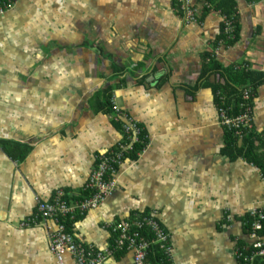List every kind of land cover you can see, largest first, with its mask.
<instances>
[{"label": "crops", "instance_id": "0c3cea01", "mask_svg": "<svg viewBox=\"0 0 264 264\" xmlns=\"http://www.w3.org/2000/svg\"><path fill=\"white\" fill-rule=\"evenodd\" d=\"M234 1L237 41L216 55L222 15L205 5L202 16L197 0L192 23L173 0H15L0 15V264H56L54 225L33 224L36 205L57 191L79 196L98 157L125 142L93 101L107 87L146 141L135 157L125 153L111 196L75 220V238L103 251L108 223L151 213L173 264H238L240 242H251L242 219L264 213V175L224 153L206 53L223 68L248 62L264 73V0ZM251 107L264 142V81ZM62 264L74 262L65 254ZM105 264H133L132 256Z\"/></svg>", "mask_w": 264, "mask_h": 264}, {"label": "built area", "instance_id": "2783aa9c", "mask_svg": "<svg viewBox=\"0 0 264 264\" xmlns=\"http://www.w3.org/2000/svg\"><path fill=\"white\" fill-rule=\"evenodd\" d=\"M181 18L186 23L196 21V8L191 4L192 0H173ZM15 0H0V15L9 11ZM222 35L226 41L234 39L233 20L222 15ZM226 45L223 39H219L215 45L213 53L218 54L220 46ZM250 64L243 62L233 65V70L247 72ZM253 90L248 86L239 87V101L236 105L237 113L228 115L225 106L224 96L217 93V113L220 124L228 131L234 132L238 138L252 130V107L251 99ZM112 105L116 116L122 121V131L125 134V142L119 144L110 153H103L97 159L96 166L91 172L87 184L84 186L79 196L70 197L62 191H57L55 195L46 202L38 201L36 205V220L50 221L54 225V230L49 239V251L55 258L56 264H62L63 256L69 255L74 264H105L107 257L115 256L118 253H129L132 256L133 264H173L172 250L169 235L159 224L156 217L149 214H134L128 219L108 223L106 226L113 236V242L107 249L98 251L78 241L71 231H66L64 222L66 219L73 221L89 210L98 207L114 191V175L116 168L123 161L124 155L131 152L133 146L141 140V128L134 121L124 114L114 103ZM233 109L232 106H230ZM264 150V147L263 149ZM252 219L248 238L251 240L252 250L238 248L235 251L236 259L241 264H253L254 258H264V242L258 235L262 229L264 213L259 209H252L249 212ZM23 226L29 224L23 223ZM150 251L158 254V262L148 261Z\"/></svg>", "mask_w": 264, "mask_h": 264}, {"label": "trees", "instance_id": "16d2710c", "mask_svg": "<svg viewBox=\"0 0 264 264\" xmlns=\"http://www.w3.org/2000/svg\"><path fill=\"white\" fill-rule=\"evenodd\" d=\"M249 3L255 0H246ZM197 3L201 6L202 16L208 13L209 9L205 7V5L209 6V8L214 11H219L221 15L226 16L233 20L234 23V39L231 41H226L222 35V29L220 32L219 37L215 40L213 44V48L215 47L217 41L219 39H223L224 43L227 46H231L235 44L237 41L238 35V21L235 15V6L236 3L234 0H197ZM211 51L206 53V58L209 57L208 66L206 67V74L209 77L211 74H216L218 76L217 81L213 84V88L215 90V94L220 91L224 98L227 108V113L230 116H233L237 113L236 105L239 101V87L248 86L253 91L254 89L259 86L264 81V73L257 72V71H247L244 72L242 70L235 71L233 70L232 66L227 68H223L220 66L214 57H210ZM112 95L110 93L109 88H105L100 90L94 98L93 101L103 110H106L107 113L112 115L113 122L122 129V121L116 116L113 105H112ZM233 107V109L230 108ZM226 129V128H225ZM226 143L224 148V153L230 159L236 158H243L251 164H254L258 169L262 171L264 175V142L259 140L258 137L250 130L249 132L245 133L242 138H238L234 132L228 131L226 129ZM140 142L133 146L132 151L130 152L131 157H135V155L142 151L145 144V135L144 132L141 131L140 133ZM146 214V213H144ZM78 218V217H77ZM75 218L73 221L66 219L64 222V226L66 231H71L73 223L77 219ZM252 223V219L249 216V213L245 214L244 218L242 219V228L243 232L248 237V231L250 230V226ZM258 235L263 238L264 237V221H262V229L258 232ZM111 242H113V236L111 235ZM240 248L248 249V252L252 250L251 243L246 245L243 242H240ZM123 253H118L115 256H123ZM158 254L150 251L148 254V261L150 262H158ZM238 264H241L239 259H236ZM253 264H264V258L256 257L254 258Z\"/></svg>", "mask_w": 264, "mask_h": 264}]
</instances>
